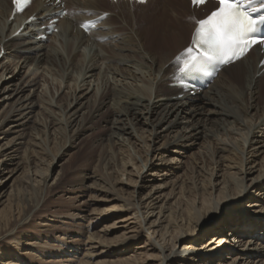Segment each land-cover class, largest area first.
Masks as SVG:
<instances>
[{"label":"bare ground","instance_id":"1","mask_svg":"<svg viewBox=\"0 0 264 264\" xmlns=\"http://www.w3.org/2000/svg\"><path fill=\"white\" fill-rule=\"evenodd\" d=\"M148 5L136 7L146 8ZM215 6L210 4L208 9ZM113 7L115 5L110 0H69L70 16L57 24L61 29L50 38V49L43 52L41 48L45 44L40 45L43 40L39 37L46 34L47 29L42 27L48 25L59 6L52 0L47 5L38 0L18 19L19 26L5 33L12 6L10 0H0V23H3L0 25L3 26L0 28V173L8 171L13 174L4 185L11 188L10 193H0L1 198L6 197L2 204L5 209L18 205L36 210L44 192L62 179H53V163L48 165L45 174L40 167L42 157L27 154L30 147L19 156L21 145L28 141L25 140L27 132L36 139L32 144L43 150L45 147L37 140H41L39 132L45 133L50 128V124H46L48 118L55 121L58 130L73 128V134L98 121L105 108L111 110L114 117L109 122L110 132L105 145L109 146V157L102 162L105 176H95L100 178L96 182L108 185L104 191L105 200L119 202L109 208V214L127 211L131 218L120 221L134 220L131 222L136 225L132 227L130 224L133 223H129L127 229L131 233L136 228L139 234L124 235L111 243L98 238L101 235L89 234V240L96 241L97 246L90 244L79 264H94V257L106 255L114 257L115 263L139 264L137 256L130 252L134 249V240L137 238L138 241L141 236L147 238L145 243L151 249L161 254L160 264H262L263 50L254 48L245 59L223 67L208 87L191 95L172 86L178 81L179 65L175 59L191 45L195 20L200 19L203 12L193 8L189 1L187 21L183 18L184 14L186 16L184 0H164L160 6H151L140 14H133L132 9L126 7L123 10L128 18H142L148 22L146 26L124 33L118 29V23L115 25L110 21L111 15L116 14ZM105 12H111V15L100 23L98 30L91 34L80 30V21L89 14L97 17ZM18 41L22 42L17 44ZM90 42L94 46L88 56L80 55L79 48ZM16 58L22 65H34L32 74L35 71L37 74L41 68L60 77L61 80L55 78L60 85L72 77L74 92L66 110L53 98L39 112L34 97L42 98L43 92L39 93L37 87L31 88L27 94L33 87L32 82L23 84L18 81L20 74L16 73V68L19 65L12 69L4 61L13 62ZM104 65L106 68L102 71ZM71 67L78 77H73ZM96 75L100 76V84L105 89L99 100L89 106V99L84 101L88 95L85 90L94 83L92 78ZM110 75L117 84L111 81ZM128 79L131 84L126 83ZM73 104L74 109L70 108ZM54 108L60 110L61 118L52 112ZM83 109L84 113L79 114ZM162 139H165L164 143L157 146ZM199 142L208 145L204 151L207 159L203 157L204 163L195 176L193 174L195 178L189 180V185L184 181L180 185L178 179L168 193L158 190L162 184L147 193L143 191L147 178L163 176L162 180H167L173 173L168 167L157 166L153 162L155 158L160 156L163 159V153L167 152L180 155L181 151L186 152ZM109 172H116L115 181ZM201 172L204 174L202 178L198 177ZM126 174L127 181L123 180ZM128 190L131 191L129 197L121 193ZM245 207L252 209L243 210ZM27 216L29 214H24L23 219L26 220ZM97 217L95 219L99 220ZM15 227L11 226L6 214L0 224V264H20L12 256L6 259L10 252L1 247L3 243L16 239ZM203 236L210 237L204 241ZM53 247L62 255L73 253L67 245ZM74 257L76 255H71L67 262Z\"/></svg>","mask_w":264,"mask_h":264},{"label":"rangeland","instance_id":"2","mask_svg":"<svg viewBox=\"0 0 264 264\" xmlns=\"http://www.w3.org/2000/svg\"><path fill=\"white\" fill-rule=\"evenodd\" d=\"M184 1L186 5V16L184 14L183 18L187 19L189 0ZM108 8L106 9L108 10ZM113 10H115L116 14L111 15L110 21L114 22L115 25H117L118 23V29L120 31L122 30V32L124 30V33L131 31L132 28L137 29L141 25H147L148 21L146 22L142 18H134V20L128 18L123 9L122 11H119L117 7H113ZM135 13L140 14L141 12L136 11ZM134 21H137L138 23L134 24ZM10 22L9 24H7L5 33H10V31H12L14 27L19 26V22L15 24H11ZM2 24L3 23L1 22L0 25ZM0 28H3V26ZM190 32L191 31H189L188 35L190 34ZM39 39L41 38L39 37ZM72 39L71 41L74 40ZM21 42L22 41H18L17 44H20ZM44 42L46 43L42 42L40 43V45L45 44V47L41 49L43 52H46L50 49L49 44L52 42L50 41V39ZM93 46L94 45L91 42L82 45L79 48V54L81 55L84 53V56H86L85 54H87L88 56V52ZM156 60L158 63L159 58L157 57ZM4 61L6 62V64L10 65V68L12 69H15L16 65H19V68H16V73L20 74L18 76V81H22L21 83L23 84H25L26 82H32L31 84H33V87L29 88L27 94H29L31 88L37 87L40 88L39 93L43 92L41 93L42 98H38L37 95H35L34 97V102H36L39 106V112L41 107V110H44L43 108H46V106H48L49 102H51L53 98V100L60 102L64 109L67 108L68 103H71V94L74 92V82L71 79L72 77H69L67 82L65 81V83L60 85V83L55 79L58 78L59 80H61L60 77L51 75L52 73L47 72L41 68L37 70V74H35L36 71L34 72V74H32L35 66L30 64L22 65V62L18 63L19 58H16L15 60H13V62L7 59ZM104 66L102 71H104V68H106V66ZM73 67H71L70 70L73 77L75 78L78 77V74L74 72L75 70ZM119 78L120 77H118L117 79ZM110 79L111 81L116 83V81L113 80L112 75H110ZM92 80L94 81V83L88 90H85L88 95L84 101L89 99V101L91 102H89V106H91V104L93 106V102H97L99 100L101 94L105 89V86H102V84H100V76L96 75L94 78H92ZM126 83L131 84V81H129L128 79ZM118 84H120V81H118ZM137 84L140 86L142 85V83L139 82ZM77 93L80 92L77 91ZM53 95L55 96L53 97ZM45 98L48 100H45ZM67 99L70 100L68 101ZM74 105L75 104H73L70 108H73ZM52 110L53 113H57V115L59 114L58 116L61 118L60 114L62 115V113L60 112V110H57L55 108ZM103 110L105 112L102 113V115L98 118V121H96L95 123H89L81 127L73 134V128L72 130L66 129V131L64 128L63 131L58 130L59 127H57V125L54 123L55 121L52 118H48V121L50 123L47 121L48 123L46 124H50V128L46 130V135L44 132H39L42 141L39 139L37 140V142H41L42 147H45L43 150L32 144V141L36 139L32 138V136L27 132L25 140L28 141H26L27 143H25V145H21L22 147L19 149V156L24 153L26 147H30V149H28L29 151H27V154H29L30 156L34 155L36 157H42L43 162L40 165V167L43 168L42 171L47 174L48 165L53 163V168L51 171L54 175L53 179L55 177H60L62 179L58 182L59 184H55L52 188H50V190H46L44 192L43 199L40 201V205L36 210L23 208L22 206H19V208L18 205L5 209V204H2V202L6 200V197L1 198L0 195V199H2L0 201V224L4 220V216H6L7 214L11 226L13 227L14 225H16V234L14 235V238L16 239L14 241L12 240L13 242L10 241L3 243L1 246L2 249L10 252V255L5 257L6 259L12 256V259L18 260L20 264H67L69 263L67 262V258H69L71 255H76L73 260L70 259V263L79 264V262L84 259L83 254L90 248V244L97 246L96 241L91 242L89 240V234H94V236L96 235V237L101 235L98 238L103 239L108 243L120 240L124 235L132 236L133 234H139V230L136 228H133V232L131 233L130 230L127 229L128 224L133 223L131 221L134 220H131L130 222H127V220H124L122 222L120 221L123 218H131L127 211L119 213L117 212L116 214H109V208L113 205H118L119 202L105 200L104 198L107 195L104 191H106L105 189H108V185L105 183L96 182V179L100 178L99 176L95 178V176H105L103 173L102 162H104L106 158L109 157V148H107L109 146L105 145H107V138L110 132L109 122L110 119L114 117V113L111 110H106L105 108H103L102 111ZM84 111L85 109L80 111L79 114L82 115ZM65 113L63 114V116H65ZM44 116L47 115L44 114ZM52 123L55 125H52ZM54 126L57 128H55ZM59 131L60 133H58ZM50 132H52V134ZM42 133L44 136L41 135ZM43 139H45V141L47 142L44 143ZM5 141L7 140H4V142ZM164 141L165 139L159 140L157 146L164 143ZM35 142L36 141H34V143ZM43 144H46V146H44ZM199 144L191 149H186V152L181 151L180 155L167 152L163 153V155L165 156L163 159L160 156L159 158H155L153 162L157 166H159L160 168L168 167L167 169L173 170V173L167 180H162L164 179L163 176L147 178L146 180H144L146 189H144L143 191L147 193L150 189L158 186V184H162L163 186L158 190H164V192L168 193L170 192L172 186L177 184L176 180L178 179L180 180V185L183 183V181L185 184H188L189 180H192L191 178L195 176L196 171L200 170V167H202L204 163V158L206 157L204 151H207L206 149H208V145L201 142H199ZM198 149L200 153H198ZM169 156L171 157V159L168 160ZM172 158L175 159L173 160ZM205 163V165H207V162ZM109 173H111L110 176H112V178H114L113 180L115 181L117 179L116 177H118L116 175V172ZM200 174L201 175H198V177L202 178L204 174L202 172ZM12 175L13 174L10 175L8 171L0 173V193H10L11 188L8 187V185H4L8 181V179L12 177ZM127 177L128 175L126 174L123 177V180L127 181ZM2 180L4 181L2 182ZM101 188L103 189L100 190ZM176 191H178V189ZM121 193L125 194L126 197H129L131 195L130 190ZM250 209L252 208L245 207L243 210L248 211ZM2 212H5V214L2 215ZM26 213L29 214V216H27V219L24 220L23 217ZM95 215L98 216L97 218H99V220L95 219ZM23 221L26 223L24 224ZM130 225L134 227L136 223ZM227 232L228 231H225V233ZM208 237L203 236V239L205 238L204 241H206ZM146 239L147 238H145V236H141L138 241L136 238L134 240V249H132L130 253L137 256L139 264H160V260L162 258L161 254L158 253V251H154L153 249H151V247L148 246L149 244L145 243ZM203 243L201 242V244ZM170 244L172 245V243ZM66 245L73 251L72 254H69L70 256L62 255L59 250L54 249L53 247H64ZM113 259L115 260V258L111 257L110 255L96 256L93 258L94 264H107V262L108 264H119L115 263ZM261 263L264 264V256ZM213 264H217V262Z\"/></svg>","mask_w":264,"mask_h":264},{"label":"snow or ice","instance_id":"3","mask_svg":"<svg viewBox=\"0 0 264 264\" xmlns=\"http://www.w3.org/2000/svg\"><path fill=\"white\" fill-rule=\"evenodd\" d=\"M29 0H15L22 10ZM144 2V0H141ZM205 0H193L203 4ZM218 7L203 19L195 20L191 45L176 58L179 72L201 70L207 60L230 63L241 58L256 43L264 44V0H217ZM88 22L84 27L87 28Z\"/></svg>","mask_w":264,"mask_h":264}]
</instances>
